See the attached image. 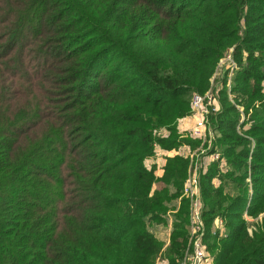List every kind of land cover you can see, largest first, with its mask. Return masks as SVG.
<instances>
[{"label":"trees","instance_id":"obj_1","mask_svg":"<svg viewBox=\"0 0 264 264\" xmlns=\"http://www.w3.org/2000/svg\"><path fill=\"white\" fill-rule=\"evenodd\" d=\"M228 52L202 239L211 264H264V0H0V264H181L202 142L179 122Z\"/></svg>","mask_w":264,"mask_h":264},{"label":"built area","instance_id":"obj_2","mask_svg":"<svg viewBox=\"0 0 264 264\" xmlns=\"http://www.w3.org/2000/svg\"><path fill=\"white\" fill-rule=\"evenodd\" d=\"M222 67L223 73L228 72V77L231 76L236 64L231 55H226L219 60V64H224ZM220 72L214 71L210 79V88L204 93H193L191 96V109L190 114L184 118H192L194 123L189 131L190 136L201 140V144L193 151H188L189 157L193 160V166L189 170V174L183 185V194L190 198V223H189V244H191V252L187 253L182 259L181 264H211V258L206 250V245L203 243V223L201 218V203L198 198V170L202 167V161L199 158V154H204L211 145V139L213 138V131L210 128L208 115L216 112L219 109V104L216 96V90L219 83L216 82ZM229 85V83H228ZM203 144H206L204 147ZM195 153H198L197 157H193ZM210 155L211 161L219 159L218 152H213ZM223 164V161L222 163ZM222 222H217V228L219 232H223Z\"/></svg>","mask_w":264,"mask_h":264},{"label":"rangeland","instance_id":"obj_3","mask_svg":"<svg viewBox=\"0 0 264 264\" xmlns=\"http://www.w3.org/2000/svg\"><path fill=\"white\" fill-rule=\"evenodd\" d=\"M23 51L25 50V46L23 45L22 46V48H21ZM231 52V51H230ZM230 52H228V53H226L225 54V56L226 55H231V53ZM224 56V57H225ZM219 63V62H218ZM31 64V62H28V65H30ZM225 65V63L224 64H217L216 65V67H215V70L216 71H218V72H220V74H218V77L216 78V82L217 83H219V80H220V78H221V76H223V70H222V67ZM225 67V66H224ZM30 72V71H29ZM28 72V73H29ZM213 75V74H212ZM41 76H44L43 74H39L38 75V77H36V78H34V79H29L28 81H25V82H22V84H24V83H27L28 85H27V89L26 90H23V92L24 91H26V93H25V95H23L22 97H21V103H29V104H33L35 101H36V99H40V98H42V99H45V97H44V95H43V92H42V86H43V84H42V82H43V80L40 78ZM103 77V74L102 73H100V75H99V77L97 78V81H99L101 78ZM212 77V76H211ZM211 79V78H210ZM51 88V87H50ZM50 88H48V89H50ZM22 92V93H23ZM46 94H48V93H46ZM186 122L189 124V126H191L193 123H194V120L193 119H191V118H188L187 120H186ZM197 155H198V153H195V155L193 156V157H197ZM158 156V155H157ZM157 156H155V157H153V158H151V159H156V157ZM199 156V158H200V160L202 161V158L204 157V156H206V153H204V154H199L198 155ZM150 159V160H151ZM205 159V158H204ZM204 159H203V161H204ZM159 237L162 239V240H164V238H165V232L164 231H162L160 234H159ZM159 263L160 264H162L161 263V261H159Z\"/></svg>","mask_w":264,"mask_h":264},{"label":"crops","instance_id":"obj_4","mask_svg":"<svg viewBox=\"0 0 264 264\" xmlns=\"http://www.w3.org/2000/svg\"><path fill=\"white\" fill-rule=\"evenodd\" d=\"M189 118V117H188ZM188 118H183L180 120L179 122V126L181 128V130H187L188 128H190L191 126H189V124L186 122V120ZM192 119V118H191ZM189 152L185 151L186 156L188 155ZM172 155L173 152H167L165 154V152L159 151L158 152V156L156 157V159H151L148 161V164H157V170H160V167L164 161V156L165 155ZM189 156V155H188ZM205 158V159H204ZM204 159V161H203ZM212 162L210 155H206L202 158V166H204L205 168L209 165V163ZM179 199H177L176 202H174V207L172 209H170V213H168V218H167V225L166 228L163 230L165 232V242L166 244L169 242V236H170V230H171V224H172V220H173V213L177 211L178 207H179ZM221 221V219L216 220L215 222V226L217 225V222ZM222 222V221H221ZM222 224V223H221ZM162 232V231H161Z\"/></svg>","mask_w":264,"mask_h":264}]
</instances>
